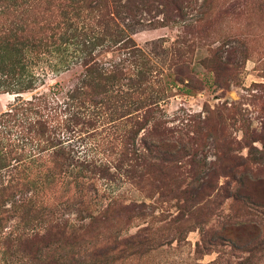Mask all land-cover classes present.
Here are the masks:
<instances>
[{"label":"rangeland","instance_id":"rangeland-1","mask_svg":"<svg viewBox=\"0 0 264 264\" xmlns=\"http://www.w3.org/2000/svg\"><path fill=\"white\" fill-rule=\"evenodd\" d=\"M162 1L166 19L154 11L125 46L94 53L105 64L126 57L146 81L118 109L129 115L89 127L79 150L107 167L84 191L90 210L107 209L87 239L105 252L81 248L86 263L264 264V0ZM48 59L28 63L33 90L0 92V116L80 77V65Z\"/></svg>","mask_w":264,"mask_h":264},{"label":"trees","instance_id":"trees-1","mask_svg":"<svg viewBox=\"0 0 264 264\" xmlns=\"http://www.w3.org/2000/svg\"><path fill=\"white\" fill-rule=\"evenodd\" d=\"M167 7L162 0H0V92L34 89L37 78L27 72L33 58L47 56L51 66L67 71L82 68L69 89L56 83L0 116V264H87L81 248L94 244L96 257L105 252V244L87 239L107 209L90 210L84 191L107 167L79 150L89 127L97 132V124L129 115L118 109L138 102L146 75L125 68L126 57L105 64L94 53L125 46L154 11L166 19ZM132 120L136 125L139 117Z\"/></svg>","mask_w":264,"mask_h":264}]
</instances>
